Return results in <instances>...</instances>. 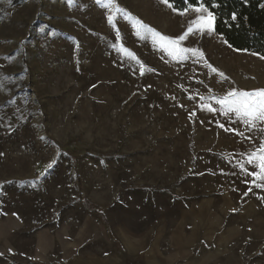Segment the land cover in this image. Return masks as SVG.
<instances>
[{
    "label": "rangeland",
    "instance_id": "rangeland-1",
    "mask_svg": "<svg viewBox=\"0 0 264 264\" xmlns=\"http://www.w3.org/2000/svg\"><path fill=\"white\" fill-rule=\"evenodd\" d=\"M198 6L0 0V264H264V120L213 99L264 56Z\"/></svg>",
    "mask_w": 264,
    "mask_h": 264
},
{
    "label": "trees",
    "instance_id": "trees-1",
    "mask_svg": "<svg viewBox=\"0 0 264 264\" xmlns=\"http://www.w3.org/2000/svg\"><path fill=\"white\" fill-rule=\"evenodd\" d=\"M176 8L200 4L216 18L215 28L228 43L239 50L264 56V0H170ZM215 5V6H213ZM236 19H232V15Z\"/></svg>",
    "mask_w": 264,
    "mask_h": 264
},
{
    "label": "snow or ice",
    "instance_id": "snow-or-ice-1",
    "mask_svg": "<svg viewBox=\"0 0 264 264\" xmlns=\"http://www.w3.org/2000/svg\"><path fill=\"white\" fill-rule=\"evenodd\" d=\"M162 2L165 4H169L170 0H162ZM194 11H196L197 13H207L206 16H198L197 19L193 21V23L201 26H207L208 30L210 31L214 20L213 13L208 11L207 8H205L203 5L195 7ZM107 19L110 23L112 22L111 16H109ZM232 19H236L235 14L232 15ZM188 31L192 32L193 29L189 28ZM184 39L185 35H181L178 38L179 41H183ZM164 46L166 50L171 49L169 54L176 53L177 55H179L188 51H195L179 47L177 40H166L164 42ZM213 71H215V69H213ZM220 75H223V73H220ZM203 99L204 97H201V100ZM213 99H215L216 103L223 108L225 113H235L236 116L244 120L245 123L254 124L256 120H264V90H257L252 92L232 90L220 98ZM208 110L215 111V109L211 106L208 107ZM220 126L223 127V125ZM258 153L259 154L256 155L255 158L249 157V163H253L255 167L258 168V171H252L250 175L253 177L252 183L257 187H260L264 185L257 184L256 181L259 180L264 182V142L261 143Z\"/></svg>",
    "mask_w": 264,
    "mask_h": 264
}]
</instances>
